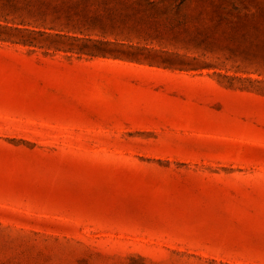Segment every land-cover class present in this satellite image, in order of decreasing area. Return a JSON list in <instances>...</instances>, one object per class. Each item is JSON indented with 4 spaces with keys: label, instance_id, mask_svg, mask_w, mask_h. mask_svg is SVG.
<instances>
[{
    "label": "rangeland",
    "instance_id": "1",
    "mask_svg": "<svg viewBox=\"0 0 264 264\" xmlns=\"http://www.w3.org/2000/svg\"><path fill=\"white\" fill-rule=\"evenodd\" d=\"M0 264H264V0H0Z\"/></svg>",
    "mask_w": 264,
    "mask_h": 264
}]
</instances>
